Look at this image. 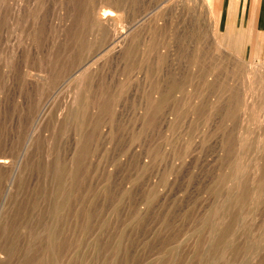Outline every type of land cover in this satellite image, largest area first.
<instances>
[{
  "label": "rangeland",
  "instance_id": "rangeland-1",
  "mask_svg": "<svg viewBox=\"0 0 264 264\" xmlns=\"http://www.w3.org/2000/svg\"><path fill=\"white\" fill-rule=\"evenodd\" d=\"M246 3L0 0V264H264Z\"/></svg>",
  "mask_w": 264,
  "mask_h": 264
},
{
  "label": "crops",
  "instance_id": "crops-1",
  "mask_svg": "<svg viewBox=\"0 0 264 264\" xmlns=\"http://www.w3.org/2000/svg\"><path fill=\"white\" fill-rule=\"evenodd\" d=\"M254 3H257V6L255 8L253 7L254 12L252 11L253 12V17H252L253 18V25H255V28L258 31L264 32V0H247L246 11L243 14L242 19H244V21L246 23L249 22V20L251 18L250 10L252 8V4H254Z\"/></svg>",
  "mask_w": 264,
  "mask_h": 264
},
{
  "label": "bare ground",
  "instance_id": "bare-ground-1",
  "mask_svg": "<svg viewBox=\"0 0 264 264\" xmlns=\"http://www.w3.org/2000/svg\"><path fill=\"white\" fill-rule=\"evenodd\" d=\"M111 13V12H110ZM109 14V13H108ZM111 15V14H110ZM108 15L107 18L110 16ZM102 16V15H101ZM103 16H105V14H103ZM99 18V17H98ZM110 18V17H109ZM106 19V18H105ZM101 20V19H100ZM115 36V35H114ZM120 36V35H119ZM3 162V161H2ZM4 163V162H3Z\"/></svg>",
  "mask_w": 264,
  "mask_h": 264
}]
</instances>
